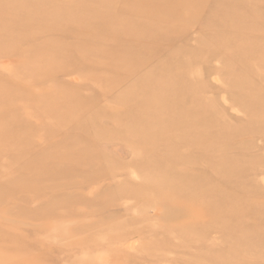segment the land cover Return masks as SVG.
I'll return each instance as SVG.
<instances>
[{
	"label": "rangeland",
	"instance_id": "374dc122",
	"mask_svg": "<svg viewBox=\"0 0 264 264\" xmlns=\"http://www.w3.org/2000/svg\"><path fill=\"white\" fill-rule=\"evenodd\" d=\"M195 1L199 8L180 29L149 0H0V126L7 136L0 141V264H264V126L243 131L259 125L242 110L248 91L224 82L225 72L226 81L245 78L264 106V0H224L226 23L207 5L212 0ZM48 11L57 18L52 27L39 14ZM44 37L59 54L33 74L32 41ZM153 71L183 82L171 102L146 110L164 116L182 107L221 132L206 140L207 153L195 144L166 150L116 136V114L133 113L144 92L139 79ZM121 97L132 103L118 107ZM56 98L61 108L46 113ZM70 136L88 153L55 158ZM142 160L153 169L133 172L132 161L137 169ZM222 167L235 176H212ZM34 170L62 171L66 179L50 173L34 181ZM157 174L174 188L172 206L141 193ZM197 194L207 197L191 202L196 213L215 205L214 195L226 200L224 209L196 219L177 211Z\"/></svg>",
	"mask_w": 264,
	"mask_h": 264
},
{
	"label": "bare ground",
	"instance_id": "6f19581e",
	"mask_svg": "<svg viewBox=\"0 0 264 264\" xmlns=\"http://www.w3.org/2000/svg\"><path fill=\"white\" fill-rule=\"evenodd\" d=\"M125 1H131V0H122L123 3H126ZM134 2L136 3V1ZM149 2L155 3V5H157L158 7H161L163 11L160 10L158 14H168V18L174 23H177L180 29L186 28L189 25L191 19L193 18L194 13L200 6L195 0H181L178 6L174 8L165 7L164 4L166 3V0H149ZM207 5H210L214 10L218 12L221 11L223 16L219 19V22L226 23L228 11L226 10L227 7H226V2L224 0H215V1L212 0ZM7 6L10 7L11 3L7 4ZM137 6L139 7V5ZM164 8H168V9H164ZM146 10L145 8L144 9L137 8V11L135 12L143 16V15H147L148 10L147 11ZM60 12L66 14V11H60ZM39 14L42 15V17L45 19V21L50 27H52L53 25L51 26L49 23L54 24V22L57 20V18L54 15H52L50 11L40 12ZM64 14H61V15H64ZM214 15H217V14H213L212 16H210V18L217 19L218 17L214 18ZM76 24L82 26L83 21L81 19H78ZM121 28H123V25L121 26ZM201 41H204V39H201ZM32 42L35 43L36 47L31 53L33 60L30 62L31 65H29V67H32V73L34 74V72H37L38 69L43 67L45 64H47L48 62L50 63V59H52L53 56L58 57L59 53L57 52L54 46L55 43L53 42V40H49L46 37L40 40L33 39ZM76 49L77 51L82 52L81 48H76ZM116 67L118 69H123L124 72L126 71L124 68H122V66L116 65ZM29 70L31 69L29 68ZM133 70H135V68ZM158 73L159 72L157 71L147 72L144 74L143 78H141L142 76L140 77L139 85L137 86L144 91L143 95L141 94L140 96L142 100L139 101L138 97L134 98L133 104H136V106H134L132 114H129L128 116H124L118 113L116 114L115 120L118 126L117 127L118 131H117L116 136H120L128 140L129 142H132V141L143 142L151 147H155L156 145L157 146L161 145L166 150L168 148L173 150V148L177 146L176 144H185L186 146L195 144L196 146H200V148L204 152L207 153L208 143L206 142V140H214V139L218 140L219 137L223 136L221 132H219L218 134L212 133L207 123L205 124L191 111H184L182 107L173 108V111L170 114L164 115V116L157 115L156 112L146 110V105L149 103H152L155 106L156 102H164V103L171 102L172 98L174 97V96H171V93L177 94V84L183 82V78L181 77H177L173 79L168 76H165L166 78L165 77L157 78ZM131 75L133 74H130L129 76ZM244 79L241 77H236V79L230 78V79H227L226 81V72H225V80H224L225 83L226 82L231 83V84L234 82L238 83L242 88L248 91L247 94L244 96V105H243L242 110H244L243 112L247 113V115H249L251 118L257 119L259 125H258V129L256 130L255 127H252L250 126V124L247 123L245 127H242V129L245 132L249 131V133L256 134L257 131L260 130L261 127L264 126V116L261 117L259 115H256L255 113L263 112L264 106L256 102L257 100L256 97L259 98V93H255L256 88L252 86V84L247 83V81H244ZM184 82H185L184 84H187L188 80L186 79L184 80ZM233 86L235 85H232V87ZM131 91L134 92L133 90ZM0 95H4V93L0 92ZM126 101L127 100H124L121 97L120 99H116L114 103L118 107L124 108L125 106H127V104H130V102L132 103V101H130L129 103H127ZM60 103L61 101H59L58 98H56L52 103L48 105V107L46 108L44 107L43 109L48 114H55L61 108ZM70 104H71V101H70ZM74 115L75 114L70 113V120L74 118ZM192 125L197 126V127L190 128ZM5 135H6V131L4 127L0 126V141L1 142L7 141V136ZM61 142L63 143V148H62V144L61 145L58 144L60 145V148L59 147L56 148L57 150L55 152L57 153H56L55 158H59L61 160H68V161L77 160L79 157L83 158V156L88 153V151H85L84 142L79 141V139L75 137L70 136V138H67ZM59 149H62V151H59ZM58 151L61 153L65 151H69V152H67V157H63V156L57 155V154H60L58 153ZM209 159H215V155L212 154L209 157ZM137 162H139V160H137ZM212 164H214V162ZM142 167L143 168L135 169V161H132L131 163V168L134 169L133 172L138 171L139 169H142L144 173H149L150 170L153 169V165L149 161L142 160ZM107 168L109 169V172H107L106 175L112 176L111 174H113V172L111 171L109 167ZM34 172H35L34 181L37 180L38 178L40 179L44 178L45 176H48L50 173H57L56 174L57 177L61 179H66L65 177L66 173L62 171H55V172L47 171L46 173H43V174H39L35 170ZM212 176L226 177V179H228L235 175H234V171H230L226 167H222L221 171H216L214 169ZM49 179L50 178H45V181L46 182L52 181ZM51 179H58V178H51ZM168 184H169V181L167 177H165L163 174H157L153 181L145 185L144 187L145 190H143V192L141 191L140 192L143 194H155L164 202L165 205H167V207L169 204H171L172 206V204H174L173 202H174L175 192H174V188L168 189ZM154 186H158L160 188L157 189V188H154ZM124 190L125 189L115 190V192L110 191L111 194L109 195V197L114 193H123ZM102 197L99 196V199L100 198L103 199ZM206 197L207 196L205 195L203 196L202 194L200 195L197 194L194 196L188 195L187 202H185L184 204L183 203L180 204L181 206L180 205H178V207L176 206L177 211L178 212L183 211V213L186 212L187 216L193 215L195 216V219H196L197 217L200 216V214L204 215L203 212L206 213V212L212 211L215 215H217V213L222 210V207L220 206L222 203H223V209H224V204L226 203V200L222 196L214 195L215 197L214 199H216V200H213L215 202V205H211L212 206L211 208H207L202 203L203 204L202 206L207 209H204L205 211H203L202 213H199L198 211L197 212L198 214H197L195 210L192 209L194 204H192L191 202L192 201L197 202L198 199H205ZM106 199H108V197ZM200 205H201V202L197 206H200ZM46 213L50 214L52 213V210L47 211ZM196 222L197 220L194 223ZM194 223L192 222V225H193L192 229L195 228ZM166 224H169V223H166ZM184 226L182 227V229H185ZM206 258L209 262H212V263L216 261V255H212V253H207ZM215 264H218V262Z\"/></svg>",
	"mask_w": 264,
	"mask_h": 264
}]
</instances>
